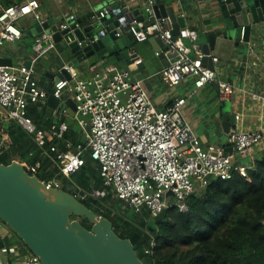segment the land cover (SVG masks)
<instances>
[{"label": "built area", "instance_id": "obj_1", "mask_svg": "<svg viewBox=\"0 0 264 264\" xmlns=\"http://www.w3.org/2000/svg\"><path fill=\"white\" fill-rule=\"evenodd\" d=\"M153 5L154 0L144 1L146 18L154 16ZM108 12H113L119 19L117 29L128 33L134 40L145 41L157 36L165 52L175 53L169 64L159 72L163 81L174 83L189 76L193 78V86L200 88L213 80L212 70L202 63L204 54L196 42L198 30L183 27L172 39L165 17L144 25L130 9L124 8L117 16L119 8H113L111 11H99L97 18ZM22 18L43 22L46 18L40 11V1L22 0L0 6V46L6 41L20 39L22 29L19 21ZM69 19L74 21L76 17L71 14ZM119 32L116 31V35ZM96 38H90V41ZM32 48L28 65L0 64V157L11 143L5 127L10 122L19 125L41 149L46 145L47 137L52 136L59 141L64 139L68 130L67 122L61 119L52 121L45 132L38 131L33 119L23 113L29 103L37 102L48 94V90L38 85L35 64L54 48L51 34L38 32ZM132 53V63L139 64L141 57L134 51ZM155 53L159 54L160 49H156ZM217 59L213 56V61ZM70 72V78L62 77L54 82L51 93L61 101L64 100V92L72 94L75 113L81 115L78 121L85 139L76 144L65 140L63 149L57 142L51 144L50 150L57 153L58 160L53 155L50 158L57 162L58 172L64 176L77 172L86 163L87 155L97 164L102 186H91L78 192L76 196L79 199L102 198L110 191L136 213L146 211L145 214L153 218L167 207L177 206L180 210H187L188 196L205 187L210 178L231 176L232 156L214 144L203 146L183 117L185 97L173 100L167 109H157L142 80L134 77L128 69L100 73L103 82L92 76L81 80ZM217 81L220 98L233 92L232 83L221 79ZM65 113L64 106L59 104L52 111L56 116ZM227 138L233 151L248 153L261 140L262 131L232 129L227 132ZM27 155V160L16 159L30 174H36L39 164L33 161L34 152L29 151ZM43 181L60 186L52 178ZM168 191L172 194H167ZM262 221L264 223V216ZM150 245H155L154 239ZM17 264L43 263L29 251Z\"/></svg>", "mask_w": 264, "mask_h": 264}, {"label": "water", "instance_id": "obj_2", "mask_svg": "<svg viewBox=\"0 0 264 264\" xmlns=\"http://www.w3.org/2000/svg\"><path fill=\"white\" fill-rule=\"evenodd\" d=\"M214 5L216 16L212 28L205 33L199 46L204 54L202 63L212 70V81L218 85V69L213 56L231 58L234 47L240 41L249 40L251 29L264 21V0H215ZM153 11L154 16L150 18H146L140 8L132 12L144 25L153 23L156 18H167L172 39L186 26V17L172 4L154 0ZM118 25L119 19L113 12L86 25L69 18H50L41 23L34 20L38 32L51 34L54 49L59 54V61H52L56 66L55 81L70 78L69 68L74 70L83 66L94 55L104 59L116 54L131 64L134 39L117 29ZM100 26L103 33L98 29ZM116 31H120L118 35ZM94 37L97 38L90 41ZM148 41L155 49L163 45L157 36L149 37ZM0 64L11 65L12 61L0 58ZM48 102L52 107L66 106L68 113L75 112L71 97L61 101L50 93ZM228 116V120L223 121L227 130L230 125L226 123L234 122L236 118L234 113ZM230 150L231 147L224 148L226 153ZM73 216L85 217L91 223L90 227ZM0 220L43 264H146L130 238L119 236L108 217L97 214L70 191L44 182L37 174H30L16 158L8 163L0 161ZM152 220L148 221L149 227H152ZM9 242V234L3 237L0 234V247L8 246Z\"/></svg>", "mask_w": 264, "mask_h": 264}, {"label": "crops", "instance_id": "obj_3", "mask_svg": "<svg viewBox=\"0 0 264 264\" xmlns=\"http://www.w3.org/2000/svg\"><path fill=\"white\" fill-rule=\"evenodd\" d=\"M39 1L40 11L46 19H66L69 18V15L74 14L76 21L82 25H86L98 20L99 18H97V16L99 11L103 9L111 11L113 8H119L117 16L122 14L121 10L124 8L130 9L131 12L136 8H140L142 12H144L145 0ZM162 1L166 4H172L175 9L182 12L186 17L185 27L198 30L196 39L198 45L201 41H204V39L199 41L198 37L204 36L205 33L212 28L216 16L215 0ZM3 2L4 0H0V6L3 5ZM19 23L22 29L20 39L13 42L6 41L0 46V58H10L12 64L15 66L29 64V60L33 54L32 44L38 33L34 27V20H25L22 18ZM167 25L170 27L169 21ZM98 29L102 30L103 28L100 26ZM185 40L189 42L187 39ZM139 43L148 54L144 57L136 48L132 49V51L142 59L139 64H127L122 57L116 54L104 59H100L94 55L90 60L85 62L83 66L74 70L69 69L81 80L88 76H92L93 78H98L97 80L99 82L104 81V79L100 78V73L102 75L108 70L128 69L134 77L142 80V84L157 109H167L170 107L173 100L179 97H185L186 101L182 106L183 117L189 123L192 131L198 135L201 144L203 146L214 144L216 147L222 149L231 147L228 154L232 156L233 166L242 167L245 165H252L256 157L264 155V21L257 23L251 29L248 41H240L239 44L234 47L231 58H218L217 61H214L218 69L217 79L226 80L234 85L233 92L224 98H220L218 85L214 84L213 81L207 82L200 88H195L193 86V78L189 76L174 83L163 81L159 72L169 64L172 53L165 52L162 46L160 48V53L156 54V49L148 40ZM52 61H59V54L54 48L50 49L35 64V77L38 81V85L48 90V94L45 97H41L37 102L29 103V105L23 109V113L33 119L37 130L43 132L49 129L52 121L61 120V115L56 116L52 114L54 107L48 102V95L51 93L55 82L53 73L56 66ZM60 64L61 63H59V65ZM92 65H95V67L90 68ZM136 69H138V72ZM91 88L93 90L95 86ZM71 95L70 92H64L63 97L65 99L71 97ZM64 109L66 110V106H64ZM229 113H234L238 115V117L235 118L234 122L226 123V125H230L228 130L260 129L262 131L261 140L255 144L248 153L233 151L232 145L227 138L228 130L223 123L224 120H228ZM75 114V112L74 114L66 112L63 116V120L66 121V116L72 117L75 116ZM11 124L15 123L10 122L6 124V126H11ZM67 124L68 130L61 142L64 143L65 140H70L73 144L83 142L85 135L82 128H74L72 124L68 122ZM20 130L22 131L23 138L21 142L18 141L17 143L19 152L9 150L10 148L12 149L14 145V139L7 130L11 143L1 157L7 159L8 162L16 157L27 160V153L29 150L35 149L36 152L39 151V147L31 137L21 128ZM51 138L52 136L47 137L46 143L51 141ZM24 156H26V158H24ZM35 156L37 157L35 161L38 162V170L40 171L42 155L38 153ZM55 165L56 164L53 163V165L49 167L48 173L50 170L57 167ZM50 177L52 179H58L55 174ZM90 185H92V183ZM68 186L74 188V184H68ZM0 226H2V228H0L1 236L3 237L9 234L10 238L8 246L4 245L0 247V264H17L22 256L28 253L29 250L26 251L24 249V244L17 239L14 234L10 233L6 226L1 223ZM20 248L23 249L19 252L18 249Z\"/></svg>", "mask_w": 264, "mask_h": 264}, {"label": "trees", "instance_id": "obj_4", "mask_svg": "<svg viewBox=\"0 0 264 264\" xmlns=\"http://www.w3.org/2000/svg\"><path fill=\"white\" fill-rule=\"evenodd\" d=\"M15 1L22 0H4L3 5ZM6 128L14 139L12 151L19 152L21 127L15 123ZM52 138L43 149L29 150L34 152L33 161L37 160L36 154L42 155L41 169L36 173L40 179L47 180L55 174L62 181L60 187L73 194L89 189L92 182L94 186H102L96 174L97 164L92 166L88 155L86 163L69 176L59 173L57 165L48 173L49 167L57 164L50 157L53 155L58 160L50 145L57 142L60 149L64 147L62 139ZM0 161L8 163L3 157ZM67 179L71 183H66ZM68 184H74V188ZM81 200L96 213L108 217L113 225L115 219L123 232H117L113 226L114 230L119 236L130 238L146 264H264V155L256 157L252 165L233 166L229 178H210L205 187L188 196L187 210L167 207L151 218L152 227L147 225L145 229L133 223L138 213L110 191L102 198ZM120 203L124 205L122 208ZM145 257H149V262Z\"/></svg>", "mask_w": 264, "mask_h": 264}, {"label": "rangeland", "instance_id": "obj_5", "mask_svg": "<svg viewBox=\"0 0 264 264\" xmlns=\"http://www.w3.org/2000/svg\"><path fill=\"white\" fill-rule=\"evenodd\" d=\"M205 38V35L204 36H199L198 37V39H199V41L200 40H202V39H204ZM134 41V47L140 52V54H142L144 57H146L148 54H147V51L146 50H144V48L142 47V45L139 43V42H141V41H136V40H133ZM186 41V40H185ZM187 42V41H186ZM188 43V42H187ZM136 44V45H135ZM81 117V115L80 114H78V113H76L75 114V116H72V117H68V116H66V121L69 123V124H72V126L74 127V128H78V129H81L82 128V126H81V124L79 123V121H78V119ZM84 139V138H83ZM9 150H12L11 148L9 149ZM89 160V159H88ZM87 160V161H88ZM90 164L92 165V166H94L95 165V162L94 161H90ZM71 179V178H70ZM56 181H58L59 183H60V186H61V181L59 180V179H55ZM65 181V180H64ZM70 180L69 179H67L66 180V183H71V182H69ZM74 182V181H73ZM72 182V183H73ZM91 186H94L93 185V182H92V185ZM76 190H78V189H76ZM77 192H80V190H78ZM115 197V196H114ZM124 205H123V203H120V208H122ZM146 213V211H144L143 212V214H136V215H134V218H133V223L136 225V226H138L139 228H142V229H145V227L148 225V221L151 219L150 218V216L149 215H146L145 214ZM98 214V213H97ZM102 215V214H101ZM111 215H113V212L111 213ZM73 218H76V219H78L80 222H84V223H86V224H88L89 226L91 225V223L89 222V221H87V219L85 218V217H83V216H73ZM0 223L2 224V225H4V226H6V224L2 221V220H0ZM114 227H115V229H116V231L117 232H123V228L121 227V226H119V224H118V222L114 219V225H113ZM7 227V226H6ZM113 227V228H114ZM8 228V227H7ZM15 235V234H14ZM15 237L18 239V237L15 235ZM15 239V238H14ZM23 245V244H22ZM23 247H24V249L26 250V251H28V249H27V247L25 246V245H23ZM23 249V248H22ZM21 248L20 249H18L19 250V252L22 250ZM29 252V251H28ZM147 262H149V257H145L144 258Z\"/></svg>", "mask_w": 264, "mask_h": 264}, {"label": "bare ground", "instance_id": "obj_6", "mask_svg": "<svg viewBox=\"0 0 264 264\" xmlns=\"http://www.w3.org/2000/svg\"><path fill=\"white\" fill-rule=\"evenodd\" d=\"M73 99V98H72ZM228 132V131H227ZM60 187V186H59ZM76 195V194H75ZM81 200V199H80Z\"/></svg>", "mask_w": 264, "mask_h": 264}]
</instances>
